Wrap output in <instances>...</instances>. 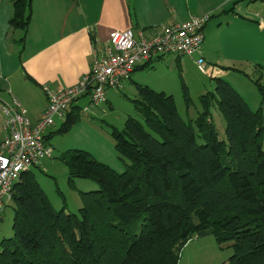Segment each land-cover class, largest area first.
I'll list each match as a JSON object with an SVG mask.
<instances>
[{
    "label": "trees",
    "instance_id": "16d2710c",
    "mask_svg": "<svg viewBox=\"0 0 264 264\" xmlns=\"http://www.w3.org/2000/svg\"><path fill=\"white\" fill-rule=\"evenodd\" d=\"M32 1L11 0L8 22L22 30L21 48ZM135 84L137 116L126 115L120 130L109 128L126 168L118 172L86 150L67 149L60 159L68 184L84 178L98 185L80 191L77 212L64 205L56 210L31 167L21 172L6 205L13 206L12 235L0 239V264H178L186 243L206 234L231 243L232 254L221 264H264L261 109H250L218 76L214 90L201 96L204 110L193 124L179 114L171 94ZM213 101L225 121V139L208 117ZM80 109L72 103L59 127L43 135L45 144L67 133Z\"/></svg>",
    "mask_w": 264,
    "mask_h": 264
},
{
    "label": "crops",
    "instance_id": "0c3cea01",
    "mask_svg": "<svg viewBox=\"0 0 264 264\" xmlns=\"http://www.w3.org/2000/svg\"><path fill=\"white\" fill-rule=\"evenodd\" d=\"M233 1L33 0L21 48L18 39L23 32L12 28L8 22L12 2L0 0V102L16 98L34 123L47 105L44 86L56 88L77 83L90 70L93 50H101L107 44L111 31L133 29L151 38L164 26L208 13L210 18L203 27L204 40L200 49L185 57L193 63L203 57L210 76L214 77L229 75L230 68L220 65L223 60L234 64L262 63L264 18L255 20L249 8L241 13L228 7ZM175 57L179 64L182 63L180 55ZM143 64L134 69L124 87L127 83H138L134 79L135 71ZM107 101L105 98L104 103ZM74 104L86 105L87 95ZM89 119L94 121L95 118ZM79 120H82L81 116ZM81 124L76 135L78 144H72V147L88 151L97 160L121 172L125 164L119 159L108 132H103L93 122ZM3 125L4 115L0 110V143L6 136ZM49 132L50 127L45 134ZM89 140L90 145H87Z\"/></svg>",
    "mask_w": 264,
    "mask_h": 264
},
{
    "label": "rangeland",
    "instance_id": "374dc122",
    "mask_svg": "<svg viewBox=\"0 0 264 264\" xmlns=\"http://www.w3.org/2000/svg\"><path fill=\"white\" fill-rule=\"evenodd\" d=\"M228 7H233L235 11L241 13L249 8L251 14L255 16V20L264 18V2L260 0H235ZM15 31L16 33L19 32V30ZM180 56L182 58L180 64L174 54L153 59L149 65L135 71L134 79L139 84L148 85L154 90L171 94L179 114L185 120L194 124L195 119L204 110L201 96L214 90V76H210V69L205 60L207 71L201 73L195 63L185 57L187 55ZM220 65L230 68L229 75L222 78L229 80L228 82L244 98L249 108L252 110L261 109L264 126V99L256 83H259L264 93V61L262 63L257 61L235 62L234 64V62L223 60ZM182 81L186 85L187 95H184ZM105 93L108 100L106 103L103 102L98 107L92 108L88 116L81 114L82 120L76 121L67 133L52 135L47 141L48 146L51 148V157L41 158L37 165L31 166L35 179L56 210L64 205L66 211L77 212L81 206L80 191L85 192L98 187L96 182L84 178L74 179V187L70 186L67 181L68 168L60 159V156L67 149L75 148L72 147V144H78L76 135L82 127L81 123L88 121L92 124L93 122L96 127L109 134L110 126H114L118 130L122 129L126 115L137 116V110L132 102V99L137 97L138 93L136 84L127 83L125 87L123 86L119 90L110 87L107 88ZM89 99L90 96L87 95V104ZM207 110L208 117L216 127L218 138L225 139V121L218 110L217 103L215 101L210 103ZM89 117L95 118L94 121ZM60 123L61 120L55 118L54 124L50 126L51 131L58 128ZM108 136L111 138L110 134ZM75 139L76 141H74ZM87 145H90V140ZM12 218L13 206L8 205L0 216V239L12 235ZM138 224L139 221L136 220L132 223L131 228L136 229ZM230 244V242L217 243L212 234L195 236L183 247L178 264L224 263L232 254Z\"/></svg>",
    "mask_w": 264,
    "mask_h": 264
},
{
    "label": "built area",
    "instance_id": "2783aa9c",
    "mask_svg": "<svg viewBox=\"0 0 264 264\" xmlns=\"http://www.w3.org/2000/svg\"><path fill=\"white\" fill-rule=\"evenodd\" d=\"M209 18V13L190 16L162 27L151 38L133 29L111 31L107 44L101 50H93L90 70L77 83L56 88L44 86L47 105L34 123L16 98L1 101L6 136L0 143V214L11 201L13 186L21 172L37 165L41 158L51 157V148L45 144L43 135L55 118L63 121L70 105L84 95L90 99L80 112L88 115L92 108L105 102L107 88L122 89L138 65L157 56H191L204 40L203 27ZM195 65L201 73H206L202 57Z\"/></svg>",
    "mask_w": 264,
    "mask_h": 264
}]
</instances>
